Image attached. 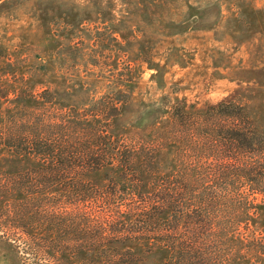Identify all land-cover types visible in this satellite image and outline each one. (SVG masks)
<instances>
[{
  "label": "trees",
  "instance_id": "1",
  "mask_svg": "<svg viewBox=\"0 0 264 264\" xmlns=\"http://www.w3.org/2000/svg\"><path fill=\"white\" fill-rule=\"evenodd\" d=\"M8 66L20 71L18 60ZM15 100L0 151L19 165L0 178V219L21 264H141L135 247L145 245L167 248L164 264H244L264 254L261 241L236 236L261 224L264 206V133L243 105L175 104L167 130L132 146L115 132L117 101L103 118L72 108L47 115L36 97ZM166 150L172 168L161 172ZM99 173L103 185L87 180Z\"/></svg>",
  "mask_w": 264,
  "mask_h": 264
},
{
  "label": "rangeland",
  "instance_id": "2",
  "mask_svg": "<svg viewBox=\"0 0 264 264\" xmlns=\"http://www.w3.org/2000/svg\"><path fill=\"white\" fill-rule=\"evenodd\" d=\"M0 58V128L17 112L15 99L36 97L47 115L72 108L106 118L119 102L115 132L132 146L167 130L175 104L199 112L237 102L264 133V0H0ZM17 60L20 71L8 66ZM172 158L160 154L161 172ZM18 165L0 151V178ZM87 180L104 183L101 173ZM260 220L236 236L264 247V206ZM12 233L0 219V264H21ZM135 248L141 264L171 257L161 246ZM244 264H264V254Z\"/></svg>",
  "mask_w": 264,
  "mask_h": 264
}]
</instances>
